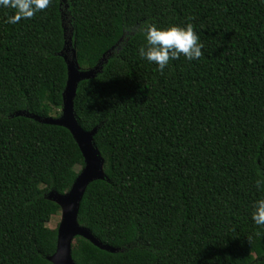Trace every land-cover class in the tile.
I'll return each instance as SVG.
<instances>
[{
  "label": "trees",
  "instance_id": "16d2710c",
  "mask_svg": "<svg viewBox=\"0 0 264 264\" xmlns=\"http://www.w3.org/2000/svg\"><path fill=\"white\" fill-rule=\"evenodd\" d=\"M0 7V264H51L46 225L83 167L58 117L67 79L64 31L81 70L73 101L105 178L77 222L75 264H264V0H50L9 24ZM63 22V23H62ZM191 23L204 55L163 72L141 59L146 24ZM260 182L259 184L257 182Z\"/></svg>",
  "mask_w": 264,
  "mask_h": 264
},
{
  "label": "water",
  "instance_id": "95a60500",
  "mask_svg": "<svg viewBox=\"0 0 264 264\" xmlns=\"http://www.w3.org/2000/svg\"><path fill=\"white\" fill-rule=\"evenodd\" d=\"M63 23V22H62ZM64 31V53H61L66 68L67 79L62 94V109L58 117L39 118L32 116L39 122L56 125L67 129L76 142L82 158L83 167L80 173L73 180L70 189L63 195H49V199L56 202L60 207L61 222L56 234V249L48 261L51 264H75L71 257V250L76 237H81L100 250L115 252V249L102 245L92 234L77 222L78 206L86 187L93 181L103 180V159L99 151L94 147L93 137L96 128L91 131H84L75 118L73 101L79 82L93 78L98 66L91 70H81L76 62L75 52L71 49V32L67 35V28L62 24Z\"/></svg>",
  "mask_w": 264,
  "mask_h": 264
},
{
  "label": "clouds",
  "instance_id": "9594fccd",
  "mask_svg": "<svg viewBox=\"0 0 264 264\" xmlns=\"http://www.w3.org/2000/svg\"><path fill=\"white\" fill-rule=\"evenodd\" d=\"M49 3L50 0H0V7L14 10L6 22L16 24L46 9ZM142 31L145 42L138 48V55L141 59L154 64L160 72L164 71L171 60L179 59L181 55L187 61L198 60L204 55V45L191 23L182 26L172 24L166 27L146 24ZM251 219L257 225H264V198L253 202Z\"/></svg>",
  "mask_w": 264,
  "mask_h": 264
},
{
  "label": "rangeland",
  "instance_id": "374dc122",
  "mask_svg": "<svg viewBox=\"0 0 264 264\" xmlns=\"http://www.w3.org/2000/svg\"><path fill=\"white\" fill-rule=\"evenodd\" d=\"M81 167L77 166L74 170L75 178L80 173ZM61 222V212L59 211L57 215L53 216L49 223L46 225V235L54 236L57 234L59 224Z\"/></svg>",
  "mask_w": 264,
  "mask_h": 264
}]
</instances>
